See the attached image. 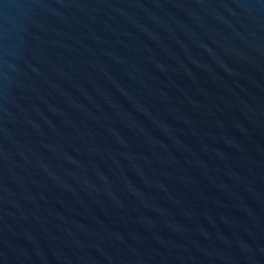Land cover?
Masks as SVG:
<instances>
[{"label": "water", "instance_id": "obj_1", "mask_svg": "<svg viewBox=\"0 0 264 264\" xmlns=\"http://www.w3.org/2000/svg\"><path fill=\"white\" fill-rule=\"evenodd\" d=\"M0 264H264V0H0Z\"/></svg>", "mask_w": 264, "mask_h": 264}]
</instances>
